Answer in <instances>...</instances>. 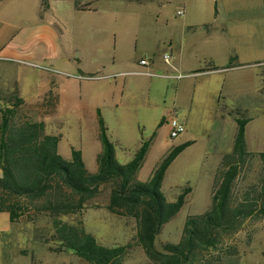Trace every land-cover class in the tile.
<instances>
[{
	"label": "rangeland",
	"instance_id": "obj_1",
	"mask_svg": "<svg viewBox=\"0 0 264 264\" xmlns=\"http://www.w3.org/2000/svg\"><path fill=\"white\" fill-rule=\"evenodd\" d=\"M77 2L93 8L82 10ZM214 12L215 0H0V108L21 98L30 121L59 138L64 159L80 150L88 171H98L100 118L120 164L150 141L136 174L143 182L172 147L193 142L162 183L168 201L192 190L157 236L158 249L178 243L187 217L210 208L217 169L233 150L236 117L252 118L246 138L253 155L235 195L259 185L264 175V65L244 63L251 59L236 52L232 61L224 59L213 50L217 38L207 27ZM142 58L149 68L140 65ZM143 69L152 73H130ZM173 119L185 125L176 137ZM21 121L18 115L15 123ZM110 191L111 184H103L81 212L59 220L82 224L106 246L129 244L125 264H154L136 243L135 220L108 210ZM55 234L50 215L32 211L13 222L7 211L0 212V264H90L63 248ZM216 257L264 264V218L247 219Z\"/></svg>",
	"mask_w": 264,
	"mask_h": 264
},
{
	"label": "trees",
	"instance_id": "obj_2",
	"mask_svg": "<svg viewBox=\"0 0 264 264\" xmlns=\"http://www.w3.org/2000/svg\"><path fill=\"white\" fill-rule=\"evenodd\" d=\"M23 106V100L16 98L11 107L0 108V212L7 211L11 221H19L32 211L34 216L50 215L56 227L54 237L63 248L73 250L90 264H125L129 244L106 246L82 224L63 223L58 218L81 212L90 199L100 194L101 186L110 183L108 210L135 220L136 243L154 264H239L235 260L221 261L216 253L247 219L264 218V175L259 185L251 184L240 196L235 195L236 182L253 155L246 141L251 118L236 117L233 150L224 154L217 169L210 208L187 217L178 243L167 242L158 249L157 236L184 206L192 190L187 187L175 201H168L162 183L172 162L193 142L172 147L149 180L143 182L136 174L150 141L143 142L130 161L120 164L100 118L103 149L98 156V171L91 173L80 150L73 149L72 159H64L58 152L59 138L45 134L43 123L30 121ZM18 115L22 121L15 123ZM260 157L264 168V152Z\"/></svg>",
	"mask_w": 264,
	"mask_h": 264
},
{
	"label": "crops",
	"instance_id": "obj_3",
	"mask_svg": "<svg viewBox=\"0 0 264 264\" xmlns=\"http://www.w3.org/2000/svg\"><path fill=\"white\" fill-rule=\"evenodd\" d=\"M77 6L93 8L90 2H77ZM207 29L217 38L213 50L224 59L236 52L242 59H251L244 63L264 65V0H215L213 22Z\"/></svg>",
	"mask_w": 264,
	"mask_h": 264
},
{
	"label": "built area",
	"instance_id": "obj_4",
	"mask_svg": "<svg viewBox=\"0 0 264 264\" xmlns=\"http://www.w3.org/2000/svg\"><path fill=\"white\" fill-rule=\"evenodd\" d=\"M183 13H184L183 10L178 11V14H183ZM164 58L167 62L170 61L168 54H165ZM140 65L143 68H149L150 61L148 59L142 58L140 61ZM130 73L150 75L152 72L149 69H143V70L131 71ZM66 74H69V73H66ZM77 77H79V78H91L92 76L78 75ZM171 125H172V131H171L172 137H176L179 133H181L185 130L184 123L180 122L178 119H173Z\"/></svg>",
	"mask_w": 264,
	"mask_h": 264
},
{
	"label": "water",
	"instance_id": "obj_5",
	"mask_svg": "<svg viewBox=\"0 0 264 264\" xmlns=\"http://www.w3.org/2000/svg\"><path fill=\"white\" fill-rule=\"evenodd\" d=\"M2 174V172L0 173V175Z\"/></svg>",
	"mask_w": 264,
	"mask_h": 264
}]
</instances>
